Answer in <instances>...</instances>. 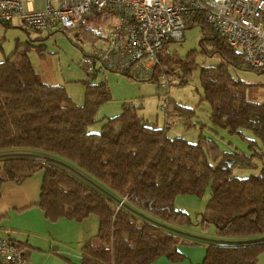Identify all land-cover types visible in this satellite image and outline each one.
I'll use <instances>...</instances> for the list:
<instances>
[{"label":"trees","instance_id":"obj_1","mask_svg":"<svg viewBox=\"0 0 264 264\" xmlns=\"http://www.w3.org/2000/svg\"><path fill=\"white\" fill-rule=\"evenodd\" d=\"M195 25L201 28L202 53L224 60L202 66L198 76L201 99L210 105V122L229 133L252 128L261 140V152L255 150V155L264 156V101L248 99L249 84L228 71L252 68L202 14L190 12L185 29ZM75 30L92 42L98 34L82 23ZM23 45L0 61V183L22 182L42 171L39 205L48 219L81 221L97 215L98 232L81 246L80 264H147L162 255L180 259L175 247L184 235L207 242L200 264H256L264 253V168L246 177L230 176L235 164L249 163L246 155L238 151L232 157L202 135L196 142L168 137L167 126L139 117L131 102L122 104L121 113L105 117L98 131H88L99 106L112 99L106 82L84 81V103L78 105L64 86L46 83L32 67L24 49L40 52L42 45ZM165 47L146 79L159 83L167 74L174 78L177 65L178 82H187L196 67L194 54L170 55ZM171 106L176 113L168 116L190 120L194 113L192 107ZM249 142L256 146L255 140ZM208 186L211 196L199 224L203 232L213 225L214 233L211 238L185 233L190 215L175 208L174 199L201 197Z\"/></svg>","mask_w":264,"mask_h":264},{"label":"rangeland","instance_id":"obj_2","mask_svg":"<svg viewBox=\"0 0 264 264\" xmlns=\"http://www.w3.org/2000/svg\"><path fill=\"white\" fill-rule=\"evenodd\" d=\"M93 17V16H92ZM82 25L98 32L102 38H98L93 46L100 47L104 42L103 38L111 31L109 19L101 17L83 18ZM17 17L12 18L10 24L5 27L0 24V60L5 56L14 53L17 44L23 48L25 43L29 46L41 44L39 52L33 49H24L34 70L39 73L43 80L50 83L64 85L65 90L70 94L72 100L81 105L84 103L83 81L88 76L82 69L80 59L83 51L91 49L90 39L82 35L75 36V29H63L50 27L43 31L25 29ZM85 35V34H84ZM202 37L199 25L188 27L184 30L182 41H172L166 44V52L184 57L187 53H193V60L196 67L193 74L185 83H179V68L173 66L174 78L170 74L162 76L157 83L150 79H131L118 72L107 71V77L103 80L111 91L112 99L99 106L96 113V122L88 125V131H98L104 118L121 113L124 102H131L136 105V114L158 127H166L168 137L183 136L190 142H196L199 135L213 139L221 151L233 153L235 157L238 151L249 158V163L235 164L231 168L230 176L246 177L258 173L264 168V156L255 155V150L261 145V140L252 128H240L239 133H229L227 129L215 126L210 122V105L201 99L203 90L199 83V72L202 66H216L224 62L218 54L204 55L199 40ZM28 46V45H27ZM28 46V47H29ZM30 48V47H29ZM32 48V47H31ZM230 75L244 83L249 84L245 89L246 97L252 101H264V72L259 73L248 69L245 66L228 69ZM170 78V80H168ZM160 83L165 86H159ZM165 97L171 105L192 107L194 109L190 120L182 117L166 116L161 105ZM175 115V110L173 109ZM194 122V125H191ZM249 140H255L256 146H249ZM43 159V158H41ZM211 196V189L208 186L201 197L194 195H177L174 199V206L184 210L190 215L191 223L185 231L191 235L210 237L214 233V226L209 225L205 232L199 224L205 204ZM95 217L94 214H91Z\"/></svg>","mask_w":264,"mask_h":264},{"label":"built area","instance_id":"obj_3","mask_svg":"<svg viewBox=\"0 0 264 264\" xmlns=\"http://www.w3.org/2000/svg\"><path fill=\"white\" fill-rule=\"evenodd\" d=\"M190 12L202 14L216 33L238 48L246 65L264 70V0H44L42 9L27 8L25 0H0V23L17 17L36 31L76 29L83 18L97 14L109 19L111 31L104 45L94 46L80 59L91 79L106 69L135 78L152 76L160 50L183 37ZM161 108L174 114L167 97ZM0 264L31 263L22 246L1 236Z\"/></svg>","mask_w":264,"mask_h":264},{"label":"crops","instance_id":"obj_4","mask_svg":"<svg viewBox=\"0 0 264 264\" xmlns=\"http://www.w3.org/2000/svg\"><path fill=\"white\" fill-rule=\"evenodd\" d=\"M25 5L29 9H42L44 0H25ZM75 35L78 37V33ZM98 38L102 37L97 34L93 42L90 40L91 49L83 51V54L94 48L93 44ZM103 45L104 42L100 44ZM107 71L103 70L96 78L88 77L87 81L93 84L102 81L107 77ZM165 115L168 117V114ZM166 122L168 126L169 122ZM42 178L43 172L40 171L22 182L7 180L0 183V237L7 236L22 246L31 264H80L81 246L98 232L99 219L96 214L95 217L89 214L81 221L64 217L48 219L39 205ZM180 238L181 241L175 247L181 254L180 259L162 255L147 264H200L205 256L207 242L188 235ZM256 264H264V253L257 256Z\"/></svg>","mask_w":264,"mask_h":264},{"label":"water","instance_id":"obj_5","mask_svg":"<svg viewBox=\"0 0 264 264\" xmlns=\"http://www.w3.org/2000/svg\"><path fill=\"white\" fill-rule=\"evenodd\" d=\"M77 36V35H75ZM264 72V70H259V73H262ZM44 159V161H52V162H55L57 164H61L63 166H66V167H70L69 165H67L66 163L60 161V160H57V159H54V158H51V157H42ZM228 165H230V161H228Z\"/></svg>","mask_w":264,"mask_h":264}]
</instances>
